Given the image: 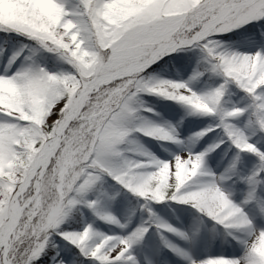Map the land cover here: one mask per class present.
Listing matches in <instances>:
<instances>
[{"label":"snow or ice","instance_id":"6c2138e0","mask_svg":"<svg viewBox=\"0 0 264 264\" xmlns=\"http://www.w3.org/2000/svg\"><path fill=\"white\" fill-rule=\"evenodd\" d=\"M0 264H264V0H0Z\"/></svg>","mask_w":264,"mask_h":264},{"label":"rangeland","instance_id":"374dc122","mask_svg":"<svg viewBox=\"0 0 264 264\" xmlns=\"http://www.w3.org/2000/svg\"><path fill=\"white\" fill-rule=\"evenodd\" d=\"M53 119H55V117H53Z\"/></svg>","mask_w":264,"mask_h":264}]
</instances>
